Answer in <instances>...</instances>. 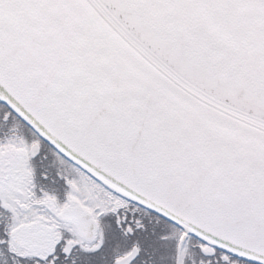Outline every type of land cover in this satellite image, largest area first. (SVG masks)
Returning <instances> with one entry per match:
<instances>
[{
    "label": "snow or ice",
    "instance_id": "obj_1",
    "mask_svg": "<svg viewBox=\"0 0 264 264\" xmlns=\"http://www.w3.org/2000/svg\"><path fill=\"white\" fill-rule=\"evenodd\" d=\"M0 264H264V0H0Z\"/></svg>",
    "mask_w": 264,
    "mask_h": 264
}]
</instances>
